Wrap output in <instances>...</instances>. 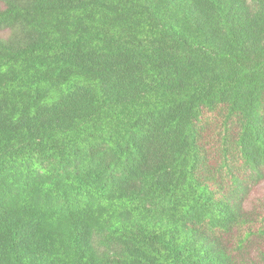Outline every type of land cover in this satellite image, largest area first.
Segmentation results:
<instances>
[{"label":"trees","instance_id":"16d2710c","mask_svg":"<svg viewBox=\"0 0 264 264\" xmlns=\"http://www.w3.org/2000/svg\"><path fill=\"white\" fill-rule=\"evenodd\" d=\"M0 3V264H264V0Z\"/></svg>","mask_w":264,"mask_h":264},{"label":"rangeland","instance_id":"374dc122","mask_svg":"<svg viewBox=\"0 0 264 264\" xmlns=\"http://www.w3.org/2000/svg\"><path fill=\"white\" fill-rule=\"evenodd\" d=\"M0 7H2V4L0 3ZM7 32H0V36H6ZM264 198V182L257 186L253 191L251 192L250 198L247 201L246 207L250 209L254 204L259 202Z\"/></svg>","mask_w":264,"mask_h":264}]
</instances>
